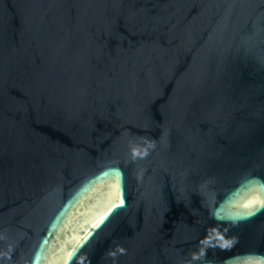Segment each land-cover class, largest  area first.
Here are the masks:
<instances>
[{"label": "water", "instance_id": "1", "mask_svg": "<svg viewBox=\"0 0 264 264\" xmlns=\"http://www.w3.org/2000/svg\"><path fill=\"white\" fill-rule=\"evenodd\" d=\"M0 264H264V0H0Z\"/></svg>", "mask_w": 264, "mask_h": 264}]
</instances>
